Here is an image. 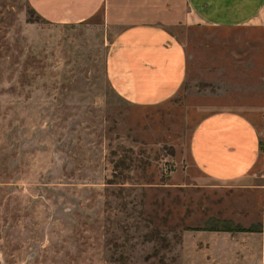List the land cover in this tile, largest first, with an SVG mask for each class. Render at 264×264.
I'll return each instance as SVG.
<instances>
[{"label":"rangeland","instance_id":"obj_1","mask_svg":"<svg viewBox=\"0 0 264 264\" xmlns=\"http://www.w3.org/2000/svg\"><path fill=\"white\" fill-rule=\"evenodd\" d=\"M115 32L101 12L51 23L27 0H0V264H264V158L223 183L188 150L221 108L262 133L258 54L253 67L239 32L182 29L185 84L138 106L108 80ZM225 228L261 231L212 230Z\"/></svg>","mask_w":264,"mask_h":264},{"label":"crops","instance_id":"obj_2","mask_svg":"<svg viewBox=\"0 0 264 264\" xmlns=\"http://www.w3.org/2000/svg\"><path fill=\"white\" fill-rule=\"evenodd\" d=\"M27 1L38 16L51 23H79L101 12L105 25L116 29L106 59L108 80L119 96L138 106L164 103L176 96L185 84L188 52L182 29L198 27L220 33L239 32L241 39L234 42L240 43V49L249 50L250 64L255 67L256 54L260 58L258 91L256 86L252 87L256 91L253 94L263 98L257 108L264 113V0ZM228 42L225 38L218 40L220 46ZM246 53L234 51L241 58ZM255 107L248 105L242 109L253 111ZM188 150L192 163L208 178L223 183L247 180L256 174L255 169L264 158V120L260 133L235 108L215 110L195 124ZM262 162L259 174L262 182L257 186L263 189L264 207ZM260 231L250 233L260 234ZM188 235L183 233L184 240Z\"/></svg>","mask_w":264,"mask_h":264},{"label":"trees","instance_id":"obj_3","mask_svg":"<svg viewBox=\"0 0 264 264\" xmlns=\"http://www.w3.org/2000/svg\"><path fill=\"white\" fill-rule=\"evenodd\" d=\"M223 230L230 231V232H253V231H258L256 229H243V228H225Z\"/></svg>","mask_w":264,"mask_h":264}]
</instances>
